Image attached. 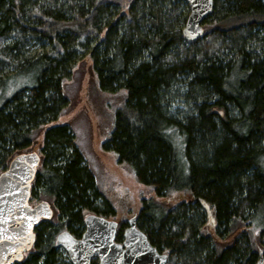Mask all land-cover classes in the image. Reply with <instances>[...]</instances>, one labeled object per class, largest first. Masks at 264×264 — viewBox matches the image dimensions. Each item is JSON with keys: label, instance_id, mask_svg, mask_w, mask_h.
Instances as JSON below:
<instances>
[{"label": "trees", "instance_id": "1", "mask_svg": "<svg viewBox=\"0 0 264 264\" xmlns=\"http://www.w3.org/2000/svg\"><path fill=\"white\" fill-rule=\"evenodd\" d=\"M188 14L182 0H0V74L15 69L0 85L32 73L0 107V173L56 122L68 103L63 82L82 58L102 91L125 93L102 149L146 189L136 227L166 264H256L264 257V0H213L193 41L182 34ZM32 42L40 51L25 57ZM41 153L30 198L38 188L56 218L37 224L32 249L14 264H70L56 236L78 238L86 215L115 210L68 125L44 131ZM126 227L117 223L116 242Z\"/></svg>", "mask_w": 264, "mask_h": 264}, {"label": "water", "instance_id": "2", "mask_svg": "<svg viewBox=\"0 0 264 264\" xmlns=\"http://www.w3.org/2000/svg\"><path fill=\"white\" fill-rule=\"evenodd\" d=\"M189 6L183 37L193 41L203 34L205 19L211 14L213 0H182ZM40 163L36 152L16 155L0 173V264L20 262L35 241L34 228L49 221L53 211L41 201L29 206L31 184ZM206 208L205 204H202ZM117 222L90 213L84 218V231L76 238L68 231L55 238L56 248L64 251L70 264H166L167 255L158 252L136 227V217L128 220L122 240L116 242ZM256 264H264L259 256Z\"/></svg>", "mask_w": 264, "mask_h": 264}, {"label": "rangeland", "instance_id": "3", "mask_svg": "<svg viewBox=\"0 0 264 264\" xmlns=\"http://www.w3.org/2000/svg\"><path fill=\"white\" fill-rule=\"evenodd\" d=\"M38 48V45L32 42L24 48L23 54L25 57H33L40 51ZM3 69L1 79L15 73L12 65H4ZM31 76L32 73L26 71L23 75L0 85V107L18 87L25 83L29 84L32 81ZM63 86L68 99L67 105L56 122L47 124L39 131L35 142L24 153L36 152L41 162L44 131L54 125H68L82 153L83 165L94 175L95 187L115 210V215L107 219L128 225V220L136 215L139 203L146 196V189L136 182L127 165L119 163L113 153L102 149V144L113 129L115 110L123 105L125 93L121 90L114 93L102 91L90 63L83 61L82 58L76 61ZM34 193L29 200V206H35L41 201H50L41 195L38 188ZM53 218H56L54 214L51 219ZM61 252L69 262L66 253L62 250Z\"/></svg>", "mask_w": 264, "mask_h": 264}]
</instances>
